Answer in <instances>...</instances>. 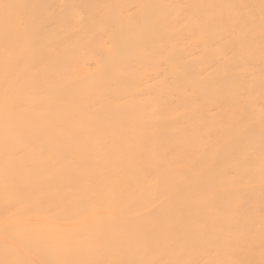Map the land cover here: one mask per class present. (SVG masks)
I'll return each mask as SVG.
<instances>
[{"label": "bare ground", "instance_id": "1", "mask_svg": "<svg viewBox=\"0 0 264 264\" xmlns=\"http://www.w3.org/2000/svg\"><path fill=\"white\" fill-rule=\"evenodd\" d=\"M0 264H264V0H0Z\"/></svg>", "mask_w": 264, "mask_h": 264}]
</instances>
